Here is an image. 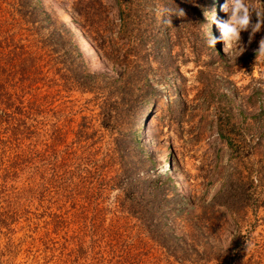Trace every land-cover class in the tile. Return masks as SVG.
<instances>
[{
    "label": "rangeland",
    "instance_id": "374dc122",
    "mask_svg": "<svg viewBox=\"0 0 264 264\" xmlns=\"http://www.w3.org/2000/svg\"><path fill=\"white\" fill-rule=\"evenodd\" d=\"M227 2L0 0L32 111L20 162L0 124V264H264V28L230 59Z\"/></svg>",
    "mask_w": 264,
    "mask_h": 264
},
{
    "label": "trees",
    "instance_id": "16d2710c",
    "mask_svg": "<svg viewBox=\"0 0 264 264\" xmlns=\"http://www.w3.org/2000/svg\"><path fill=\"white\" fill-rule=\"evenodd\" d=\"M37 4V2H36ZM205 8H208V14L207 17L205 18L206 24L209 26L210 30V14H211V7L209 3L205 4ZM207 13V11H206ZM11 26V27H10ZM14 27L12 23H9L7 20H0V55L2 58H0V124L4 126L6 131L9 133V136L11 137V141L5 143L3 141V148L2 151L6 153L9 149H12L14 153L16 152L17 157H15V161H19L22 159V154L20 152H24V156L26 155V149H22L25 147L22 142H26L28 137H30V126L28 123V119L30 118L31 110L28 105H26L23 101L17 100L12 94H10L7 90L9 79L11 76V70H15V61L17 59H21L22 64H25L23 61V57L27 54L26 48L23 45H18L15 36L11 35V28ZM64 29L66 27L63 25ZM66 32L68 34L71 33L69 29H66ZM74 37V35H72ZM8 51L6 52V50ZM17 51H19L17 53ZM26 66H21V74L26 73ZM5 76L4 80L1 79V76ZM13 75V74H12ZM3 80V81H2ZM58 130L57 132L59 133L58 138H56L50 145H48L47 149L50 152L52 160L54 163H52V168L54 172L56 173H65L63 172L71 159H73V153L68 154L67 156L64 155V152H60L58 148H60V141L59 138L63 136V131L62 129L56 128ZM65 136L67 135V132L64 134ZM13 143V145H10ZM9 144V145H7ZM29 152V151H28ZM50 153L48 156H50ZM67 154V152H66ZM64 156V157H63ZM60 157H63L60 160ZM54 158L56 160H54ZM26 160V159H25ZM27 161V160H26ZM20 162V161H19ZM17 168H19V163H15ZM15 167V166H14ZM174 182V181H173ZM66 224V228L68 230V227L70 228L71 225ZM71 231V230H70ZM75 233V232H74ZM74 240V237H73ZM84 239L82 240L80 238L79 243L77 244L80 246V252L84 253L83 246L84 245Z\"/></svg>",
    "mask_w": 264,
    "mask_h": 264
},
{
    "label": "clouds",
    "instance_id": "9594fccd",
    "mask_svg": "<svg viewBox=\"0 0 264 264\" xmlns=\"http://www.w3.org/2000/svg\"><path fill=\"white\" fill-rule=\"evenodd\" d=\"M253 10L249 7L248 0H228L222 6V11L229 13V19L226 21L215 20L216 26L220 31V39L225 43V51L229 54L230 59L233 55L237 58L244 51L241 46V34L250 32L249 43L253 41L256 34L264 28V12L254 10L257 16V22L252 23ZM218 43L213 36L207 41L209 47H215ZM256 65L264 63V38L259 41L256 50ZM247 248H250L251 241H246Z\"/></svg>",
    "mask_w": 264,
    "mask_h": 264
}]
</instances>
